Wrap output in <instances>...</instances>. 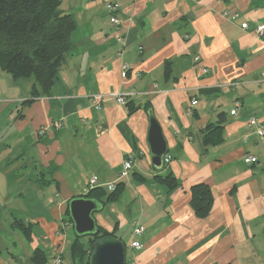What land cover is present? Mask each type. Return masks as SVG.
Instances as JSON below:
<instances>
[{
	"label": "crops",
	"instance_id": "0c3cea01",
	"mask_svg": "<svg viewBox=\"0 0 264 264\" xmlns=\"http://www.w3.org/2000/svg\"><path fill=\"white\" fill-rule=\"evenodd\" d=\"M60 9L76 27L48 93L33 96V76L13 80L0 69V264H33L36 249L45 262L59 255L71 264L65 211L92 189L91 177L106 190L123 184L94 218L139 264H264V135L256 132L264 129V36L252 32L264 23V0H61ZM97 93L100 109L91 103ZM147 105L171 156L161 169L150 162ZM213 123L220 129L205 141ZM129 154L131 169L119 177ZM167 173L173 188L156 179ZM198 183L213 196L203 218L190 206Z\"/></svg>",
	"mask_w": 264,
	"mask_h": 264
},
{
	"label": "trees",
	"instance_id": "16d2710c",
	"mask_svg": "<svg viewBox=\"0 0 264 264\" xmlns=\"http://www.w3.org/2000/svg\"><path fill=\"white\" fill-rule=\"evenodd\" d=\"M60 4L61 0H0V69L13 80L33 76L38 84V87L32 88L33 96H37L39 90L48 93L59 67L71 50V33L76 24L70 13L60 9ZM126 106L129 113L138 108L132 101L127 102ZM144 109L147 112L149 105L144 106ZM219 127L214 123L209 124L207 128H211L213 132L210 131L204 137L205 141L213 139ZM156 179L168 188L177 185L171 173L157 175ZM122 187V183H117L113 191L96 187L81 196L97 199L104 204L115 200ZM212 202V192L207 184L198 183L191 186L190 206L197 217L207 216ZM65 216L64 220L72 224L68 208ZM16 226L27 233L24 224L17 223ZM105 236L115 237L114 231L108 232L97 225L94 235L77 236L74 233L69 246L71 264H88L94 243ZM31 261L33 264L44 263V253L36 249Z\"/></svg>",
	"mask_w": 264,
	"mask_h": 264
},
{
	"label": "water",
	"instance_id": "95a60500",
	"mask_svg": "<svg viewBox=\"0 0 264 264\" xmlns=\"http://www.w3.org/2000/svg\"><path fill=\"white\" fill-rule=\"evenodd\" d=\"M147 117L146 142L150 162L155 169H161L164 164L163 157L167 153V141L151 109L147 110ZM67 208L75 235H94L97 232L94 213L102 210L103 204L100 201L84 196L72 197L68 201ZM125 250V244L121 240L105 236L94 243L88 264H126ZM76 264L81 263L76 262Z\"/></svg>",
	"mask_w": 264,
	"mask_h": 264
},
{
	"label": "built area",
	"instance_id": "2783aa9c",
	"mask_svg": "<svg viewBox=\"0 0 264 264\" xmlns=\"http://www.w3.org/2000/svg\"><path fill=\"white\" fill-rule=\"evenodd\" d=\"M106 8H107V11H108V13L110 15L109 16V20L113 24L119 25L120 24V20L115 15L116 5L113 4V3H107ZM223 15L224 16L229 15V12L227 10H225L223 12ZM233 16L236 17L237 13H233ZM241 28L247 29L248 28L247 22L241 23ZM252 32L255 35H257V36H264V23H260V24L256 25L252 29ZM117 40L121 41V36L120 35L119 36L117 35ZM197 59H198V57H195V60H197ZM127 70H128V65L127 64H122V66H121V76L122 77H124L126 75ZM108 95H109L108 97L114 98L116 100V102H118V103H124V101H125V95L124 94L111 92ZM104 97H105L104 94H100V93H97V94L92 96L91 103H92V105L94 106L95 109H100L101 108V103L104 100ZM194 104H196V100L191 101V105H194ZM234 106H235V108L231 111L232 114L237 112V110H238V108L240 106L239 101H235ZM255 125H257L256 118H254V117L250 118L249 126H255ZM44 131H45L44 129H41V130L38 131V134L41 135V134L44 133ZM256 132L259 135H261V136L264 135V129L263 128H257ZM170 160H171V156L168 153H166L164 155V157H163V162L164 163H168ZM255 160H256L255 156H253V155H249L248 156V161L249 162H254ZM132 162H133L132 154L127 155V158L123 161L122 171H121L119 177H125L128 174L129 170L131 169ZM97 186H101V184H99L97 182L95 177H91L88 180V190L90 188H94V187H97ZM115 187H116V185L114 183L106 184V188H107L108 191L115 190ZM141 232H142V228L141 227H139V226L134 227L133 233L135 235H139V234H141ZM129 246L131 248H133V249H138L140 247V243L137 240H133V241L130 242ZM42 264H62V260H61V257L58 255L52 260V262H50V263L49 262H44ZM126 264H139V263L134 258H128V259H126Z\"/></svg>",
	"mask_w": 264,
	"mask_h": 264
},
{
	"label": "rangeland",
	"instance_id": "374dc122",
	"mask_svg": "<svg viewBox=\"0 0 264 264\" xmlns=\"http://www.w3.org/2000/svg\"><path fill=\"white\" fill-rule=\"evenodd\" d=\"M2 72H3V71H2ZM5 74H6L9 78H11L10 75L7 74L6 72H5ZM68 235H69L70 238H73V237H74V233H73L72 225H71V231L68 232ZM125 243L127 244V241H125ZM128 257H129V256H128V253L125 252V259H128Z\"/></svg>",
	"mask_w": 264,
	"mask_h": 264
}]
</instances>
